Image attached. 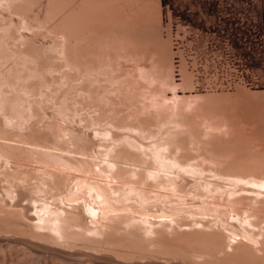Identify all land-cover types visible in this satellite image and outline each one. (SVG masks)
<instances>
[{
    "label": "bare ground",
    "instance_id": "1",
    "mask_svg": "<svg viewBox=\"0 0 264 264\" xmlns=\"http://www.w3.org/2000/svg\"><path fill=\"white\" fill-rule=\"evenodd\" d=\"M145 1L0 0V264H264V102L222 139L149 92L175 83Z\"/></svg>",
    "mask_w": 264,
    "mask_h": 264
},
{
    "label": "rangeland",
    "instance_id": "2",
    "mask_svg": "<svg viewBox=\"0 0 264 264\" xmlns=\"http://www.w3.org/2000/svg\"><path fill=\"white\" fill-rule=\"evenodd\" d=\"M147 1H149V0H147ZM147 1H145V2L147 3ZM152 2H154V3H152ZM148 3H149L148 5H150L148 7L149 8L148 10H152V11L151 12L145 11V12L149 13V15L151 16L152 19L150 21H152L154 19L155 22H157V21L159 22V23H156L157 28L159 26H161L158 28V31L156 30L157 32L160 33V34L158 33L160 36L157 34L159 36L158 37L159 43H158V41H156V43L160 44V46H161V44L167 45V46L166 45L163 46L164 48L162 47L163 48L162 51H164L165 53L164 54L162 52L161 53L163 54L162 56L164 57V59L167 56L170 57V58L167 57L165 60H167V62L169 63V65L172 68V77H173L172 80H174L175 85H174V87L169 88L165 85L160 84L161 83L160 81H159V83L157 82L159 84L158 85L155 83L156 82L155 80H153L149 77H144L145 79L146 78H149V80L151 79V81H153L152 84L153 85L155 84L153 86L151 84V82L149 81L148 83L151 84L152 89H150L151 88L150 85H149L150 88L148 87V84L145 87V89L149 88L148 89L149 92L153 89H155V90L158 89L159 91L161 89L160 93L161 94L165 93V94H163L165 99L161 95H159V96H161V98H163L161 100L166 101V103L164 101L162 102L165 105L168 104V102H170L168 105H171V103L174 102V98H175L176 102L173 104H176V105L174 106V109L175 108H182V107H176L180 103V98H182V103H183V100H186V101H188V99H189V101L191 100L189 104H187L189 101L186 103L190 107L189 106L187 107L186 105L185 106L182 105L183 109H184V107H185V109L188 108L189 110H190V108H192V111H190V115L192 116L191 112H193V109H194L193 107H195V108L197 107L196 111H198L197 109H200V111L195 112V113L197 114L200 112L198 115H201V116H198V115L196 116L195 113L193 114V115H195L194 117H197V118L191 117L192 121H193V119H194V121L196 119L199 124L197 122H193V123H195V125H193V123H192V127H196L197 124L201 126L200 123H202V122H199L198 118L201 117L200 119H202V118L205 119V116H203L205 113H203V115H202V112H205V111H202V109L198 107V105L200 106V104H204L205 108H208L214 104L213 107L215 110L212 109L213 107L210 108L209 110L211 111V109H212L213 113H215V114H217L216 112H220V113H218L219 116H222V113L226 114V112H227V111L223 112V107H227V106L231 105L232 110H231V108L229 109V110H231L230 114L232 113L233 114L232 117H234L236 119V116L234 114L238 115L237 109L240 111L239 106H242L243 109H241L240 112H243L242 110H244V105H245L246 101H247V105H248V102L251 98L253 100H257V101L261 102V104L264 102V0H150ZM151 4L153 6H151ZM154 4L156 6H158L157 9L160 10V12H158V10L155 9L156 7ZM149 15H148V17H149ZM154 17H157V18H154ZM154 21L151 23H155ZM168 46H169V48H168ZM165 47H167V49H169V50H167ZM166 51H168V52H166ZM164 55H166V56H164ZM124 58H126V57H123V59L121 60L122 63L124 61ZM169 59H171V61ZM152 61H153V59H152ZM124 62H126V65L130 68L133 67V65L135 63L133 60L131 61L130 58L126 59ZM144 62L149 63L150 61L148 62V60H147ZM123 64L125 65V63H123ZM127 66H125V67H127ZM134 67H136V65H134ZM134 71H135V73L137 72V70L135 68H134ZM104 81L106 82V80H104ZM140 81L142 84L146 85V82L148 80L147 81L144 80L143 82H145V83H143L142 79L140 78ZM105 82L104 83L102 82V83L103 84L108 83V82H106V83ZM160 85L163 87H160ZM155 86L158 88H153ZM175 86H176V88H175ZM148 90H145V91L148 92ZM260 91H262V93ZM140 93L143 94L144 90L141 89ZM254 93H255V95H254ZM147 95H148V93H147ZM166 95L168 98L166 97ZM185 96H187L186 99H185ZM192 96L194 99L189 98V97L192 98ZM241 96H244V97L241 98ZM169 97H171V98H169ZM172 97H174V98L172 99ZM183 97H184V99H183ZM246 97H249V100H248V98H247V100H245ZM236 98H239V99H236ZM147 99H148L147 101L150 100L149 98H147ZM158 99H160V98H158ZM145 100H146L145 97L141 96L140 97L141 103H139V106H141ZM161 100H160V102H161ZM237 100L239 101L238 105H237V102H238ZM242 100L243 101L245 100V101L243 102ZM251 100L249 103H250V105L252 104L251 105L252 109H253V106L259 107L261 105L259 102L255 103V101L251 102ZM147 101H145V102H147ZM150 102L151 101H149L148 104ZM152 102L153 103H150L149 105L151 106V108H154V107L156 108V106L154 105L155 104L154 101H152ZM232 104L236 105L238 108L237 107L234 108L235 106ZM256 104H260V105H256ZM172 105H171V109L173 110ZM215 105L217 108H219V106L221 105L220 107L222 108L221 109L222 112L220 110H217ZM250 105H249V107H250ZM262 105H264V103ZM179 106H181V103L179 104ZM204 107H202L204 110H208V109H205ZM263 107L264 106H262V108ZM124 108L126 109V107H124ZM251 108H249V109H251ZM131 109H132V107L129 110H131ZM185 109L183 111L187 115H189V113H188L189 111L186 112ZM227 109H228V107H227ZM234 109L236 110V113H235ZM245 109L248 110L247 106ZM255 109L257 110L258 108H254V110ZM246 110H244V112L242 113L243 114L242 116H246L244 114H247L248 112L251 113V111H249V110L247 112H245ZM228 112H227V114H228ZM260 112H264V109H263V111H260ZM260 112H259V114L262 115V113H260ZM207 113L205 115H206V118L208 121L210 115H212V114L209 113L210 115L209 114L207 115ZM254 113L256 114V116H259V114H257L258 112L257 113L254 112ZM83 114H85V112H83ZM215 114H214V116H215ZM218 115H216V117ZM224 115L221 117L222 119L218 118L219 121L221 120L220 122L218 121L219 123L222 122L223 117L225 118L227 116V115L226 116H224ZM240 115H241V113H240ZM240 115H238V116H240ZM214 116H211V117L213 118ZM256 116H254V118ZM241 117H239V118H241ZM246 117H244V118H246ZM248 117H249V115H248ZM78 118L79 117L76 118V121L74 120L73 124H75L81 128L89 130V128H87L85 126V123L83 121L80 122ZM204 119H202V121ZM228 119L226 120V123L228 121L235 120V119L232 120V118H230V117ZM214 120L212 122H214ZM244 120H246V119H244ZM207 121L205 119V121H203V123L207 124ZM209 121H210V119H209ZM209 121H208L207 125H202V126H205V129L208 132L210 131V128H209L210 125H211L210 127H212V128H213V126H215V128L217 126L221 127V125H217L218 122L216 123V125H213V124H215V122L217 120L214 123H212L211 121L209 122ZM235 121H238V120H235ZM235 121H233L232 124H235L236 123ZM242 121H243V118H242ZM247 121H248V119H247ZM257 121H258V124H256V126L258 127L261 124V122H259V120H257ZM251 122L252 121L250 120V123ZM253 122L255 125V121H253ZM222 123L224 125V127L222 125L223 130H220V129H222V127L216 128V131L218 130L217 132L219 133V135L224 134V132L226 131V130L224 131V129H228V127H231L229 124L228 127L225 128L226 123L225 122H222ZM240 123H245V124L249 125V122H244V121L241 122L240 121ZM236 125H238V124H236ZM251 125H252V123L250 124V127L247 126L248 128L245 129L246 132L245 131H242V132H245L249 135L248 131L253 129V128H251ZM199 127H196L198 129V131L199 130L201 131V132L199 131V136H201L202 138L203 137L205 138L207 135L204 136L205 133L202 134L203 133L202 131L204 130V132H206V134H208L207 131H205L204 128H201V127L199 128ZM238 127H240V126H238ZM243 127L245 128V126H243ZM253 127L256 128L255 126H253ZM231 128H229L228 130L230 131ZM234 128L231 129L233 133L231 131H230V134L226 133L227 134L226 136L230 135L227 137V139L229 137H231L232 135H234V136L236 135L237 132L234 133L233 130H235V131H237V130ZM237 129H239V128H237ZM259 129H258V131L263 130V129H261V130H259ZM242 130H244V129H242ZM256 130H257V128H256ZM219 131H222L223 133L222 132L220 133ZM253 132H256V131H252L250 133H253ZM214 133H216L215 130H214V132L212 131V134H211V132L209 133L211 135L208 134L211 138L208 136L206 139L203 138V141H205V140L208 141V140L216 137L215 136L216 134L214 135ZM218 133H217V137H220V136H218ZM241 134H242V138H243L244 134L243 133H241ZM247 134H245V135H247ZM256 134L257 133H255L254 135H256ZM258 134H259V132H258ZM237 135H239V134H237ZM222 136H223L222 139H224L225 134ZM251 136H253V135H251ZM257 136H258V138H260L259 135H257ZM245 137L246 136H244V138ZM202 138H200V139L202 140ZM253 138H254L255 142H257L263 138L262 139L263 142H261V141L260 142L264 144V137H261V139H259V140H257L256 136ZM253 138H250V139H253ZM97 140H99V138ZM241 140L242 139L240 138V140H238V141L241 142ZM247 141H250L249 136H248ZM245 143L246 142H243V144H245ZM254 143H253V145L250 144V146L252 145L251 148L257 146L258 142L255 144V146H254ZM248 144L249 143H246V145H248ZM258 144H260V143H258ZM263 144H262V146H263ZM260 145H258V146L264 152L263 147H261ZM252 149H253V152L258 151L256 153V155H258L262 151V150L261 151L257 150L258 147H256L255 149L254 148H252ZM263 157H264V155H263Z\"/></svg>",
    "mask_w": 264,
    "mask_h": 264
}]
</instances>
